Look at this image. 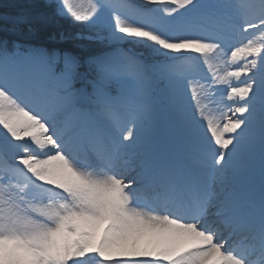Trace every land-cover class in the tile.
Masks as SVG:
<instances>
[{
    "label": "snow or ice",
    "instance_id": "snow-or-ice-1",
    "mask_svg": "<svg viewBox=\"0 0 264 264\" xmlns=\"http://www.w3.org/2000/svg\"><path fill=\"white\" fill-rule=\"evenodd\" d=\"M55 7L0 42V264H264V0Z\"/></svg>",
    "mask_w": 264,
    "mask_h": 264
},
{
    "label": "trees",
    "instance_id": "trees-1",
    "mask_svg": "<svg viewBox=\"0 0 264 264\" xmlns=\"http://www.w3.org/2000/svg\"><path fill=\"white\" fill-rule=\"evenodd\" d=\"M26 12L31 14H39L43 19L41 22L32 26V30L29 31L27 27L17 28L11 23H8V18L20 13ZM14 28L18 29L15 32ZM73 30L80 28L78 24L71 22L69 19L61 18L56 15V9L51 3H47L46 0H0V42L6 41L9 48L13 47L15 41L19 43H32L36 45H42L52 49H65L69 46L61 44L56 40L61 29ZM81 29V28H80ZM32 32V33H31ZM29 33V34H27ZM52 40V41H51ZM77 52L92 53L99 50L101 46L95 44H88L83 42V46L72 45L70 46Z\"/></svg>",
    "mask_w": 264,
    "mask_h": 264
},
{
    "label": "rangeland",
    "instance_id": "rangeland-1",
    "mask_svg": "<svg viewBox=\"0 0 264 264\" xmlns=\"http://www.w3.org/2000/svg\"><path fill=\"white\" fill-rule=\"evenodd\" d=\"M46 1H49V2H51V3H55L56 4V0H46ZM136 2L137 3H139L140 2V0H136ZM53 3V4H54ZM56 6V5H55ZM36 14H37V12H36ZM63 18V17H62ZM76 24V23H75ZM80 26V28H75V29H73V30H67V29H61V30H63V33H74V32H77V31H87V29L84 27V26H82V25H79ZM15 30H13V31H15V32H18L19 30L18 29H16V28H14ZM32 30V32H33V30L34 29H31ZM28 32H30V30L28 31ZM31 32V33H32ZM35 33V31L33 32V34ZM27 34H29V33H27ZM52 41V40H51ZM54 41H58V38L55 40L54 39ZM19 43V42H18ZM18 43H14V45L15 46H18V47H20V45H18ZM88 44H95V45H97V46H101L102 48H101V51L100 52H102V51H104L105 50V45H103V44H101V43H99V42H87ZM125 44H130V45H132V46H134L135 48H137V49H139L140 51H142V52H140L139 54H145V55H147V54H149L148 53V50L144 47V46H142L141 44H139L138 42H136L133 38H129V41H127V42H125L123 45H125ZM122 45V46H123ZM23 47V46H22ZM241 62V64L243 63L242 61H240ZM84 259H86V260H88V262H89V264H96V262L99 260V257H97L95 254H89L87 257H85Z\"/></svg>",
    "mask_w": 264,
    "mask_h": 264
},
{
    "label": "bare ground",
    "instance_id": "bare-ground-1",
    "mask_svg": "<svg viewBox=\"0 0 264 264\" xmlns=\"http://www.w3.org/2000/svg\"><path fill=\"white\" fill-rule=\"evenodd\" d=\"M249 35H251V34H249ZM233 47H235V46H239L237 43H233V45H232ZM231 49H229V51H230ZM243 62V61H242ZM241 63V62H240Z\"/></svg>",
    "mask_w": 264,
    "mask_h": 264
}]
</instances>
